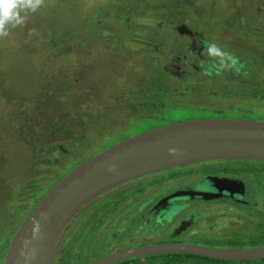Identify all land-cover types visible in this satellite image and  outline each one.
Listing matches in <instances>:
<instances>
[{
    "label": "rangeland",
    "instance_id": "obj_1",
    "mask_svg": "<svg viewBox=\"0 0 264 264\" xmlns=\"http://www.w3.org/2000/svg\"><path fill=\"white\" fill-rule=\"evenodd\" d=\"M46 2L47 6L31 15L25 25L13 30L9 37L0 39V184L2 181L0 229L9 221L8 217L13 215L14 210L11 207L15 204L19 190L28 178L39 173L38 165L31 168L29 166L31 162L29 150L21 147L19 136L11 133L9 127H12L14 132L11 120L19 121L22 112H30L31 106L36 108L40 106V103V105L36 103V97L41 93H50L49 88L53 85L51 82L58 77L57 74L67 75V82L57 84L62 86L73 84V88L76 89L73 95L77 97L79 96L77 90L82 88L83 80L87 86L91 85L92 80L89 75L92 79H96V76L102 74L103 69L109 81L102 79L106 83L97 84L95 94L99 96L102 89V97L107 98L110 85L118 88L116 92L113 90L114 93L121 95L138 87L140 81L134 77L138 79L142 77L135 74L140 71L142 63L149 60L147 58L166 59V62H170L174 57L171 55L178 54L175 51V49L179 50L177 42L181 46L183 42L190 40L197 42V39L202 45L207 40L225 47L239 58L247 59L252 70L264 73V0H46ZM142 9L146 11L137 14L138 10ZM114 17L117 18L116 22L110 21ZM166 19L168 22L165 21ZM105 21H109V24L103 34L111 35L113 38L116 36L119 40H99V36L94 38L89 35L92 33L89 28L86 30L87 34L82 28L85 24L88 25L86 27H91ZM166 34L169 39L164 42ZM76 35L86 38L88 45ZM52 37L57 38V41L52 52L53 56L50 58L46 56L45 45ZM119 52H128L130 56V60L122 70L118 67L120 61L115 55ZM155 62L159 64L158 61ZM118 68V75L123 78L130 77L121 81L120 86L111 76V71H116ZM214 80L226 83L222 76ZM214 80L211 82L213 83ZM201 82L203 85L211 83L208 79ZM243 100L244 98L237 96L220 101L226 104L223 111L231 114L227 118H248L237 111ZM63 101L70 102L65 96ZM186 104L189 103L183 106ZM199 104L202 103H197ZM255 108L254 113L261 114L260 119H264V107L255 105ZM189 110L190 108L184 110L185 114ZM195 114L202 117V112L198 109ZM34 123L36 124L37 120ZM151 123L166 124V121ZM147 124H140L137 131L145 129ZM101 141L102 139L98 138V142ZM45 171L49 172L47 169ZM144 179L146 180L141 179L144 183L127 184L112 190L104 198H99L101 200L98 205L92 206L93 203L88 205L73 219L71 227H84L77 233L82 238L74 237L69 240L65 249L62 248L60 256L65 255L61 264H77L71 261L73 252L79 259L81 256H88L84 247V241L88 236L87 229L95 227L93 231H97L100 228L99 218L105 217L107 221H116L118 210L114 208L122 207L113 206L112 203L116 199L124 200L125 206L130 207L135 204L138 207L144 198L137 192L146 184L152 186L153 190L160 185L157 190L159 196L170 190L167 183H173L166 174H156ZM244 179L251 185L250 188L253 189L256 199H264V186L253 177H244ZM91 208H98L100 211L96 215L91 213ZM252 210L261 212L254 213L253 216L264 217V202ZM173 214L175 213L169 214V220H173ZM114 221L113 226L118 227ZM166 223L169 224L165 222V225ZM17 224L15 220L10 221L13 229ZM157 227L158 231L162 228L166 230L164 225ZM247 228L253 231L255 225L250 223ZM118 229L120 230L119 227ZM112 230L114 229L106 231L112 232ZM134 230L138 231V226ZM8 231L9 229H5L2 234L5 235ZM144 237L138 240L143 241ZM91 238L89 239L93 241ZM81 239L83 242L77 243ZM91 241L88 243L94 255L98 252L95 251ZM0 264L4 263L1 261Z\"/></svg>",
    "mask_w": 264,
    "mask_h": 264
},
{
    "label": "trees",
    "instance_id": "obj_2",
    "mask_svg": "<svg viewBox=\"0 0 264 264\" xmlns=\"http://www.w3.org/2000/svg\"><path fill=\"white\" fill-rule=\"evenodd\" d=\"M145 11V9L138 10L137 14H143ZM126 13L129 12L126 11ZM116 19L114 17L110 21L116 22ZM165 21L168 22L167 19ZM108 22L96 23L94 26L91 25V27H86L88 25L85 24L82 28L86 34V30L89 28L90 32H92L89 35L94 38L99 36V40H119L116 36L113 38L111 35L105 36L103 34L108 28ZM76 36L88 45L86 38ZM168 39L169 37L167 38L166 34L164 42H167ZM56 41L57 38L52 37L45 45L47 57L52 58ZM176 45L179 47V50L175 49L178 54H172L171 56L174 57L170 62H166V59L147 58L149 60H145L146 62L142 63L140 71L135 74L142 77L139 79L134 77V79L140 81L139 85L138 87L134 85L136 89L130 92L125 91L118 95L113 92V90L116 92L118 88L110 87L109 85V96L107 98L102 97V89L99 96L95 94V92L97 93V84L109 81L105 76L106 71L102 69V74L96 76V79H92L89 75L92 80L91 85L87 86L83 80L82 88L77 90L79 96L76 97L73 95L76 91L73 88V84L70 86L57 84L58 82H67V75L57 74L58 77L51 82L53 85L49 88L50 93H41L40 96L36 97V103L38 105L41 104L40 106H37V108L36 106H31L30 112H22L19 116V121L12 117L14 132L12 127H9V129L12 134L19 136L21 147H26L29 150H27L31 157L29 166L31 168L34 165H38L39 173L34 177L28 178L24 186L19 190L15 204L11 207L14 210L13 215L8 217L9 221L0 229V262L4 263L10 239L15 235L17 229L20 228V224L27 214L35 209L39 201L62 178L97 153L124 139L133 137L134 134H138L136 132H142L141 134H143L160 127L179 124L191 119L227 118L231 114L223 111L226 104H222L220 101L237 96L244 98L242 103H250L252 116L248 118L256 117V120L260 119L261 114H255L254 112L256 109L255 105L264 107V73L252 70L250 62L245 58H240L241 62L246 66L244 72L236 75L233 72L226 71L221 75L226 83L224 81L220 82V80L218 82L214 80L217 76L208 77L202 74L200 63L201 61L206 63L208 61L206 56L201 55L204 45L201 44L199 39H197V42L192 40L183 42L181 46L177 42ZM115 55L117 60L120 61L118 67L122 70L130 60V56L128 52H119ZM155 61H158L159 64ZM98 63L100 64V62ZM119 68L116 71H111V76L115 78L118 86L121 85V81L125 78H130H123L118 75ZM205 79H208L209 82L214 80V82L209 85H203L201 81H205ZM64 96L70 101L66 102L68 104L64 103ZM185 103L189 104L183 106ZM192 103H203L201 104L203 106L201 111L207 113H202V117L201 115L196 116L193 110H196L197 107L192 109L195 106ZM204 103H208L209 107H205ZM188 108L190 110L185 114L184 110ZM239 108L241 107L239 106ZM242 113L248 116L245 110ZM36 120L37 123L35 124ZM159 120L166 121V124L151 123ZM140 124H147L146 128L137 131V127ZM98 138L102 139L101 143L98 142ZM45 169L49 170V172H46ZM158 188H160V185L153 190L152 186L146 184L137 192L144 198L137 207V218H140V215L144 212V208L147 205V197L154 195ZM7 189L8 187H6ZM100 200H97L92 206L98 205ZM112 204L113 206H122L121 208H114L118 210V213L129 207L125 206L124 200L119 198ZM99 211L100 209L98 208H91V213L96 215ZM12 220L18 223L15 229L10 226V221ZM109 221L105 217L99 218L98 226L110 225ZM157 226V223L150 225L141 221L138 225L137 233L140 234L147 229L149 232H156L158 231ZM83 228L70 226L65 232L66 235L64 234L62 238V242H60V248L65 249L69 244V240L72 239V235L78 237L77 233L82 231ZM5 229H9V231L3 235L2 232ZM88 230L93 231L95 227H90ZM79 242L80 240L77 241V243ZM64 255L60 256L61 259L58 260L57 264H61ZM56 260L54 258L53 262ZM71 261L83 264L87 260L83 256L80 259L77 258L73 252ZM115 264H264V259L228 261L200 255L172 253L139 257Z\"/></svg>",
    "mask_w": 264,
    "mask_h": 264
},
{
    "label": "water",
    "instance_id": "obj_3",
    "mask_svg": "<svg viewBox=\"0 0 264 264\" xmlns=\"http://www.w3.org/2000/svg\"><path fill=\"white\" fill-rule=\"evenodd\" d=\"M220 159L264 161V119L189 120L124 139L75 167L39 201L11 237L4 264H51L73 219L109 191L158 171ZM173 196L165 197L158 206ZM212 196L203 193L199 197ZM225 196L232 198L233 194ZM172 253L255 261L264 259V245L220 250L189 244H154L111 253L86 264H115Z\"/></svg>",
    "mask_w": 264,
    "mask_h": 264
},
{
    "label": "flooded vegetation",
    "instance_id": "obj_4",
    "mask_svg": "<svg viewBox=\"0 0 264 264\" xmlns=\"http://www.w3.org/2000/svg\"><path fill=\"white\" fill-rule=\"evenodd\" d=\"M192 104L195 105L192 109L197 107L198 111L202 112L201 104ZM204 106L209 107L208 103H205ZM240 107L237 111L245 110L248 117L252 116L250 103H242ZM197 109L193 112L196 113ZM156 174H166L170 177V181H173V183H167L170 190L164 195L157 196L159 194L157 191L154 195L148 196L147 205L140 218H137V205L134 204L120 211L116 216V221H109L110 225L100 226L94 232L87 229L88 236L84 241V247L85 254L88 256H84L87 261L83 264L125 249L154 244H189L220 250H246L264 245V217L253 216L254 213L261 212L252 210L259 204H263L264 199H256L253 189L250 188L251 185L244 179V177H253L255 181L260 182L261 186H264V161L220 159L185 164L132 180L115 189L127 184L144 183L141 179L146 180L144 178ZM203 193L213 196L210 198L199 197ZM229 193L233 194L232 198L225 196ZM169 195L174 196L158 206V203ZM171 212L175 213L173 220H169ZM127 213L128 216H126ZM113 221L116 222L120 230L113 226ZM141 221L150 225L155 223L162 227L164 225L166 230L162 228L160 231L149 232L147 229L138 234L134 229ZM165 222H169V224L165 225ZM250 223L255 225V230H248L247 226ZM110 229L114 230L106 231ZM74 237L75 235H72L71 238ZM91 237L93 241L89 239ZM142 237L145 240H138ZM61 240L60 242H62ZM90 241L99 254L91 253L88 243ZM60 242L53 255V259L57 260L53 262L52 259L51 264L58 263L59 253L62 252ZM80 242H83V239Z\"/></svg>",
    "mask_w": 264,
    "mask_h": 264
},
{
    "label": "clouds",
    "instance_id": "obj_5",
    "mask_svg": "<svg viewBox=\"0 0 264 264\" xmlns=\"http://www.w3.org/2000/svg\"><path fill=\"white\" fill-rule=\"evenodd\" d=\"M47 6L46 0H0V39L9 37L13 30L25 25L31 15ZM201 55L207 57V63L201 61L202 74L219 77L226 71L240 75L245 65L232 51L215 43L204 41ZM38 226V222L34 221Z\"/></svg>",
    "mask_w": 264,
    "mask_h": 264
}]
</instances>
